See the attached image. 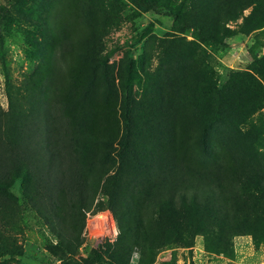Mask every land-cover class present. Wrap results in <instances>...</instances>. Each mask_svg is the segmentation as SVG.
<instances>
[{
	"label": "trees",
	"instance_id": "trees-1",
	"mask_svg": "<svg viewBox=\"0 0 264 264\" xmlns=\"http://www.w3.org/2000/svg\"><path fill=\"white\" fill-rule=\"evenodd\" d=\"M8 1L0 7V26L12 10L26 19L36 13L41 40L35 42L43 51L48 24L41 14L49 11L47 20L62 32L52 39L58 57H70V65L63 75L52 52L44 81L31 77L23 89L12 85L5 70L0 260L24 256L11 233L26 218L53 235L56 242L48 248L55 264H128L135 249L140 264H151L163 248L189 247L196 237L207 252L228 257L235 237L250 236L255 249L264 245V151L233 149L230 135L219 151L207 144L213 111L234 112L245 122L261 109L257 83L241 92L231 88L232 76L230 86L217 89L197 45L176 38L158 39L137 59L126 52L116 71L103 55L112 16L93 0H27L33 4L27 9L25 0ZM128 1L138 13L169 17L173 30L192 29L199 43L215 47L264 27V0ZM231 22L237 28L226 27ZM252 64L264 71V54L253 56ZM84 71L100 79V97L91 86H78ZM142 81L145 93L136 101L132 85ZM190 81L214 94L217 106L207 110L203 98L184 93ZM107 206L120 208V233L82 258L79 225L87 211Z\"/></svg>",
	"mask_w": 264,
	"mask_h": 264
},
{
	"label": "rangeland",
	"instance_id": "rangeland-1",
	"mask_svg": "<svg viewBox=\"0 0 264 264\" xmlns=\"http://www.w3.org/2000/svg\"><path fill=\"white\" fill-rule=\"evenodd\" d=\"M40 1L45 2L44 0ZM59 1L57 0V2ZM93 1L96 7L102 6L104 12L108 16H112L113 26L108 29L103 38V55H109L108 65L115 64L116 71L119 70L120 62L126 52H129V56L133 59H137L142 53L151 52L158 39L169 41L176 38L179 42L187 40L197 45L200 51L198 58L202 59L211 71L212 80L218 86L217 89L224 90L225 84L230 86L232 76H234L235 85L231 88L240 89L241 92L257 83L259 97L262 101L261 109L247 117L245 122H242L234 112L213 111L210 113L213 119L208 121L211 124V131L207 144L213 151H219V145H224L222 141L225 139L224 137L230 135L228 143H232L233 149L249 148L264 151V71L254 68L252 64L253 56L264 54V27L245 35L228 38L226 40L227 47H215L199 43L194 38L192 29L183 32L173 30V20L169 17L153 13H138L128 0ZM24 3L25 5L22 6L24 9L33 6L31 1L25 0ZM8 4V0H0V7L8 6ZM31 13L29 12V15ZM248 13L249 10L245 11L244 15ZM42 14L41 17L48 24L46 28L48 32L46 42H48L43 51L37 48L35 42L36 39L41 40L38 33L41 22L36 13L30 19H26L25 16L18 17L16 11L12 10L8 23L0 26V106L3 111H6L8 107L5 70L12 85L23 89L32 83L31 77L40 82L44 81L52 52L56 53L57 66L63 71V75L67 71V66L70 65V57L60 59L56 42L52 41L54 37H61L62 32L59 34L53 28L51 20H47L51 15L49 11L43 16ZM68 23L70 26H74V18L69 17ZM238 23H241V19ZM226 27L232 30L237 28L233 22L228 23ZM156 65V61H154L151 68L154 69ZM242 74L248 75L241 77ZM77 82L81 88L86 85L91 86L93 90L96 89V95L100 97L102 85L99 78L90 79L88 73L84 71ZM63 83L66 86L69 81L65 80ZM117 85L121 99L122 92L119 83ZM142 85L143 81L141 84L136 82L132 85L131 96L136 101L140 100L145 93ZM241 85L242 88H240ZM50 87L53 86L50 84ZM184 91L192 98L195 96L203 98V101L208 104L207 110L215 108L218 104L217 97L214 94L209 97L197 83L190 81ZM169 93L170 90H165L164 95ZM254 128H257L256 131ZM121 221L122 213L119 207L107 206L97 212L93 208L87 211L79 225L81 228L80 240L82 241L79 255L85 258L90 252L98 250L106 243L115 242L120 233ZM11 237L12 241L23 249L24 256L5 257L0 260V264H55L54 256L48 247L52 248L56 240L40 222L26 218L23 224L11 233ZM215 256L216 254L204 249L201 237H196L189 247L174 244L163 248L151 264H165L170 261H174V264H222L223 262ZM223 256L233 264H264V245L255 249L250 236L235 237L233 239V256ZM104 260L108 262V258L105 257ZM140 260L141 255L135 249L128 264H140Z\"/></svg>",
	"mask_w": 264,
	"mask_h": 264
},
{
	"label": "built area",
	"instance_id": "built-area-1",
	"mask_svg": "<svg viewBox=\"0 0 264 264\" xmlns=\"http://www.w3.org/2000/svg\"><path fill=\"white\" fill-rule=\"evenodd\" d=\"M215 257L223 262L222 264H233V262L227 260L222 254L216 255Z\"/></svg>",
	"mask_w": 264,
	"mask_h": 264
},
{
	"label": "bare ground",
	"instance_id": "bare-ground-1",
	"mask_svg": "<svg viewBox=\"0 0 264 264\" xmlns=\"http://www.w3.org/2000/svg\"><path fill=\"white\" fill-rule=\"evenodd\" d=\"M93 225H95V223H93Z\"/></svg>",
	"mask_w": 264,
	"mask_h": 264
}]
</instances>
